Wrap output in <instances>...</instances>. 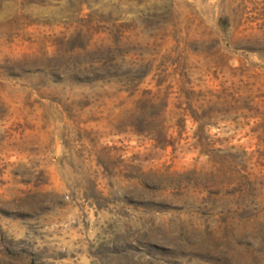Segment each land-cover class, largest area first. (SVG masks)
Segmentation results:
<instances>
[{"label": "rangeland", "instance_id": "rangeland-1", "mask_svg": "<svg viewBox=\"0 0 264 264\" xmlns=\"http://www.w3.org/2000/svg\"><path fill=\"white\" fill-rule=\"evenodd\" d=\"M0 264H264V0H0Z\"/></svg>", "mask_w": 264, "mask_h": 264}]
</instances>
